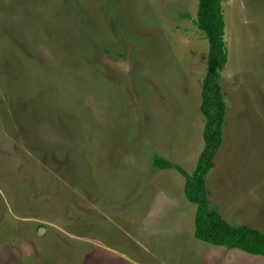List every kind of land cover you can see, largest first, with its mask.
I'll return each instance as SVG.
<instances>
[{"label": "rangeland", "instance_id": "rangeland-1", "mask_svg": "<svg viewBox=\"0 0 264 264\" xmlns=\"http://www.w3.org/2000/svg\"><path fill=\"white\" fill-rule=\"evenodd\" d=\"M221 5L226 114L205 187L264 231V0ZM196 10L0 0V264H264L197 238L184 176L153 162L191 172L203 144Z\"/></svg>", "mask_w": 264, "mask_h": 264}, {"label": "trees", "instance_id": "trees-1", "mask_svg": "<svg viewBox=\"0 0 264 264\" xmlns=\"http://www.w3.org/2000/svg\"><path fill=\"white\" fill-rule=\"evenodd\" d=\"M222 0H197L194 22L204 31L208 40L206 70L202 78L200 109L205 123L202 130L203 147L194 169L187 172L181 165L155 154L157 167H172L185 178L184 194L195 203L194 235L209 243L264 255V231L245 223H231L210 203L205 187V175L213 166V157L222 141L225 113L223 92L219 83L222 69L227 61L224 40L225 21Z\"/></svg>", "mask_w": 264, "mask_h": 264}, {"label": "crops", "instance_id": "crops-1", "mask_svg": "<svg viewBox=\"0 0 264 264\" xmlns=\"http://www.w3.org/2000/svg\"><path fill=\"white\" fill-rule=\"evenodd\" d=\"M200 102H201V99H200ZM200 102H198L199 103V105H200ZM224 103H225V113H224V121H223V126H224V124H225V114H226V102H225V98H224ZM242 110V105H241V107L239 108V112ZM261 113L262 114H264V111L262 112V108H261ZM204 123H205V121H204ZM203 126H204V124H203ZM202 130H203V128H202ZM222 131H223V127H222ZM222 142V141H221ZM203 144H204V142H203ZM203 144H202V147H203ZM202 147H201V149H202ZM201 149H200V151H201ZM222 149V147L220 148V150ZM220 150L218 151V153L220 152ZM200 151H199V153H200ZM218 153H217V155H218ZM169 157V156H168ZM214 158V157H213ZM171 159V158H170ZM216 159V158H215ZM172 160V159H171ZM175 162V161H174ZM176 163V162H175ZM196 165V164H195ZM213 165H214V161H213ZM206 176V175H205ZM184 181H185V178H184ZM184 181H183V183H182V187H183V189H184ZM178 184H180V182L178 183ZM184 192V191H183ZM160 193H163L164 194V192L163 191H161ZM165 195V194H164ZM166 199H170V200H173V198L172 197H170V196H167L166 197ZM243 199H245L244 197H243ZM210 200H213L214 202H215V206H214V208L222 215L223 214V206H224V202H223V200L221 199V197L219 196V194L217 193V192H214V193H212L211 194V197H210ZM242 205V204H241ZM240 205V206H241ZM150 211H148V213H149ZM257 228V227H256ZM259 229V228H258ZM261 230V229H260ZM263 231V230H262Z\"/></svg>", "mask_w": 264, "mask_h": 264}, {"label": "water", "instance_id": "water-1", "mask_svg": "<svg viewBox=\"0 0 264 264\" xmlns=\"http://www.w3.org/2000/svg\"><path fill=\"white\" fill-rule=\"evenodd\" d=\"M208 201H209V195H207ZM41 228V227H40Z\"/></svg>", "mask_w": 264, "mask_h": 264}]
</instances>
